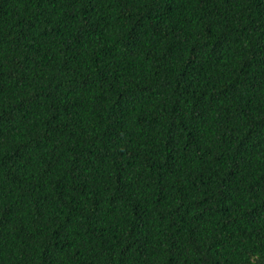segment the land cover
I'll list each match as a JSON object with an SVG mask.
<instances>
[{
	"label": "trees",
	"instance_id": "1",
	"mask_svg": "<svg viewBox=\"0 0 264 264\" xmlns=\"http://www.w3.org/2000/svg\"><path fill=\"white\" fill-rule=\"evenodd\" d=\"M0 264H264V0H0Z\"/></svg>",
	"mask_w": 264,
	"mask_h": 264
}]
</instances>
